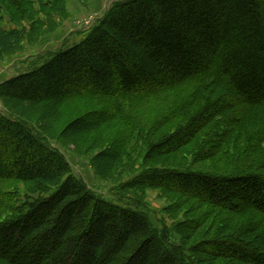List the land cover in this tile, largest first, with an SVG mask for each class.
Instances as JSON below:
<instances>
[{
	"label": "trees",
	"instance_id": "trees-1",
	"mask_svg": "<svg viewBox=\"0 0 264 264\" xmlns=\"http://www.w3.org/2000/svg\"><path fill=\"white\" fill-rule=\"evenodd\" d=\"M64 1L0 0V13L22 22L36 15V5L59 12ZM1 23L2 16L0 59L24 38ZM166 93L174 95L169 111L152 132L167 129L148 139L149 156L194 141L191 165L147 167L121 189L162 188L211 206L215 219L227 215L218 224L224 236L188 246L184 232L174 241L175 227L157 228L142 203L96 195L29 115L44 105L47 126L75 98ZM0 102V185L25 187L23 194L0 187V264H201L200 255L264 264V0H115L81 39L3 79ZM116 118V111L96 109L71 118L55 139ZM118 153L105 149L94 165L111 168ZM217 153L230 166L225 173L192 168ZM248 213L245 222L234 218Z\"/></svg>",
	"mask_w": 264,
	"mask_h": 264
},
{
	"label": "rangeland",
	"instance_id": "rangeland-1",
	"mask_svg": "<svg viewBox=\"0 0 264 264\" xmlns=\"http://www.w3.org/2000/svg\"><path fill=\"white\" fill-rule=\"evenodd\" d=\"M113 1L115 0H65L61 11L49 13L40 12L36 5V15L22 22L14 21L5 10H1L2 27L21 29L24 38L10 53L0 59V82L40 63L48 58L50 53L81 39L91 25L103 16ZM172 97L173 94L166 93L144 99L134 98L128 101L121 99L117 102L106 99L75 98L53 112L47 119V126L41 119L42 114L45 113L44 105L35 106L29 115L33 127L35 126L37 131L47 137V142L63 153L74 174L80 177L96 195L118 203H134V201L142 203L139 206L143 207L157 228L162 225L175 227L172 237L174 241L177 240L180 231L184 232L183 238L188 246L206 238L224 236L220 232H226V227L218 224L225 217L227 218V215L215 219L219 212L211 206L200 204L193 197L162 188L142 186L121 189L127 180L147 167L174 169L187 168L191 165L197 148L194 141L179 152L149 156L148 139H154L156 133L167 129L161 128L158 132L157 129L152 132L154 126L166 117ZM102 107L116 111L117 118L87 134L67 140L55 139L71 118L90 115L92 111ZM0 109H4L1 102ZM177 120H180L179 116L176 117L175 121ZM115 147H119L118 159L111 168L94 165L96 154ZM192 168L205 173L222 171L225 173L230 166L221 154L217 153L195 162ZM259 168L258 170L264 173V167ZM0 187L6 190L17 189L21 194L25 191L24 185L18 181H8ZM242 216L240 218L236 215L234 218L238 223L250 218L249 213ZM188 223L191 225L195 223L196 228L191 226L190 231L185 232L182 225ZM261 226L264 227V224ZM199 257L201 264L231 263L224 258L205 255Z\"/></svg>",
	"mask_w": 264,
	"mask_h": 264
}]
</instances>
